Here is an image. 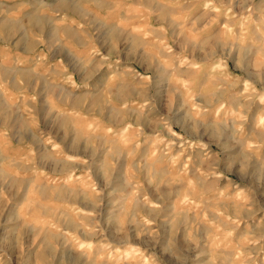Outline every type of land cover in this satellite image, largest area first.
<instances>
[{
  "label": "rangeland",
  "instance_id": "1",
  "mask_svg": "<svg viewBox=\"0 0 264 264\" xmlns=\"http://www.w3.org/2000/svg\"><path fill=\"white\" fill-rule=\"evenodd\" d=\"M50 260L264 264V0H0V264Z\"/></svg>",
  "mask_w": 264,
  "mask_h": 264
},
{
  "label": "bare ground",
  "instance_id": "2",
  "mask_svg": "<svg viewBox=\"0 0 264 264\" xmlns=\"http://www.w3.org/2000/svg\"><path fill=\"white\" fill-rule=\"evenodd\" d=\"M100 210H101V209H100ZM50 212H52V211L47 212V214L52 215ZM145 212H146V211H145ZM146 214H149V213H146ZM49 215H48V216H49ZM73 215H75V214H73ZM71 216H72V215L70 214V212H65V211H64V212H62V213L60 214V216L58 217V219H59V218H62V217H68V218H69V217H71ZM53 217H54V216H53ZM73 218H74V217H73ZM54 219H55V218H54ZM50 231H51V230H50ZM47 235H48V234H47ZM50 235H51V234H50ZM45 245H46V244H45ZM47 246H48V245H47ZM29 247H30V246H29ZM49 251H50V249H49V250H45V252H46L47 254L49 253ZM42 253H43V252H42ZM44 254H45V253H44ZM47 254H46V255H47ZM49 254H50V253H49ZM49 254H48V256H49ZM42 256H43V255H42ZM48 256H47V258H48ZM51 256H52V255H51ZM45 257H46V256H45ZM54 257H55V255H54ZM51 258H52V257H51ZM40 259H41V258H40ZM48 259H50V258H48ZM48 259H46L45 261L47 262ZM43 260H44V259H43ZM54 260H55V259H54ZM50 261H51V260H50ZM47 263H49V262H47ZM50 263L54 264V262H52V261H51Z\"/></svg>",
  "mask_w": 264,
  "mask_h": 264
}]
</instances>
